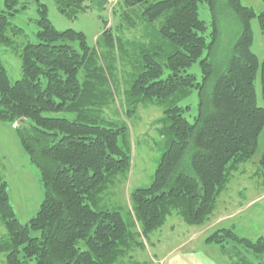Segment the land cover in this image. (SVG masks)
I'll return each mask as SVG.
<instances>
[{
	"label": "trees",
	"instance_id": "obj_1",
	"mask_svg": "<svg viewBox=\"0 0 264 264\" xmlns=\"http://www.w3.org/2000/svg\"><path fill=\"white\" fill-rule=\"evenodd\" d=\"M1 1L0 45H8L18 0ZM60 1L75 7L84 2ZM201 3L211 12L209 25L199 13ZM125 5L142 7L149 23L160 21L158 40L139 48V74L127 91L131 105L147 100L165 107L166 148L154 178L132 191L130 221L104 204L114 178L131 168L129 127L106 121L97 108L108 97L100 87L106 78L98 63L102 57L86 34L58 30L41 4L37 41L27 42L20 53L22 77L16 82L0 56V120L18 123L44 193L37 213L22 222L0 175V220L6 230L0 253L6 264H118L137 243V224L148 236L175 213L193 224L205 222L233 172L258 150L264 106L258 103L256 77L260 71L264 94V60L252 48L251 20L258 17L264 33V11L241 0H125ZM227 15L238 23L234 38L224 35ZM101 39L107 47L115 43L109 28L98 44ZM195 62L200 80L187 70ZM193 90L199 100L191 121L185 116L191 106L181 101ZM134 110L128 108V115ZM259 161L264 172V154ZM206 241L239 243L259 259L256 264H264V236L253 240L223 227Z\"/></svg>",
	"mask_w": 264,
	"mask_h": 264
},
{
	"label": "rangeland",
	"instance_id": "obj_2",
	"mask_svg": "<svg viewBox=\"0 0 264 264\" xmlns=\"http://www.w3.org/2000/svg\"><path fill=\"white\" fill-rule=\"evenodd\" d=\"M1 2L3 4L4 0ZM241 2L244 6H251L257 13L264 11V0ZM67 3L68 1L60 0H18L17 11L10 18L11 24L7 31L10 44L0 45V56L9 78L16 82L22 77L20 53L27 42L37 41L41 4L48 8V19H51L55 28H73L86 34L91 48L102 57L98 63L106 78L101 80L100 87L107 92L108 97L97 108H100L106 121L127 124L130 132L131 168L114 178V184L108 188L103 202L108 207L120 210L126 220L130 221V215L133 214L134 218L131 193L137 186H145L152 181L159 159L166 148L161 122L165 107L147 100L135 105L127 101V91L140 70L141 62L139 64L136 61L137 56L141 57L139 48L158 40L160 21L147 22L141 15L142 7H128L125 0H84L82 7L76 6L77 8L75 4ZM199 13L208 24L211 12L202 3ZM251 22L254 34L252 48L260 61H263L264 33L258 17ZM224 23V35L234 38L238 30L235 17L225 16ZM108 28L115 40L111 47L105 46L102 39L98 44L101 35ZM226 40L228 41L227 38ZM187 70L196 73L198 80L201 79L198 62ZM256 91L259 105L264 106L260 71L256 77ZM198 100L197 91L193 90L190 97L181 101V104L191 106L185 113L191 121L198 112ZM128 108L135 110L128 115ZM259 138L257 152L250 162L241 164L233 172L228 186L219 196L216 210L205 222L193 224L175 213L167 218L162 227L150 232L148 236L141 234V226L137 224L135 231L140 234L136 238L137 243L132 244V249L118 264L151 261L157 264L258 263L259 259L239 243L232 241L223 246L207 243L206 239L215 230L223 227H233L239 236L253 240L264 236V172L259 161L264 154V129ZM0 160V175L9 185V195L16 214L22 222L28 221L40 209L44 199L43 187L39 181L40 170L23 148L16 125L2 120ZM5 232L0 220V236ZM0 264H6V256L2 252Z\"/></svg>",
	"mask_w": 264,
	"mask_h": 264
},
{
	"label": "water",
	"instance_id": "obj_3",
	"mask_svg": "<svg viewBox=\"0 0 264 264\" xmlns=\"http://www.w3.org/2000/svg\"><path fill=\"white\" fill-rule=\"evenodd\" d=\"M15 125H16V127H17V126H18V123H16Z\"/></svg>",
	"mask_w": 264,
	"mask_h": 264
}]
</instances>
